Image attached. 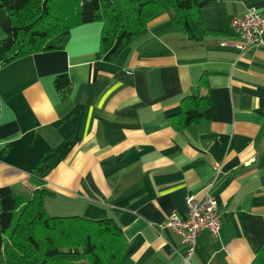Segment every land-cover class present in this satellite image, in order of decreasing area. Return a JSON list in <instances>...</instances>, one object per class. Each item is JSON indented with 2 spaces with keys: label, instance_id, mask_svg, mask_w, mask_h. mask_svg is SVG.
I'll list each match as a JSON object with an SVG mask.
<instances>
[{
  "label": "crops",
  "instance_id": "obj_1",
  "mask_svg": "<svg viewBox=\"0 0 264 264\" xmlns=\"http://www.w3.org/2000/svg\"><path fill=\"white\" fill-rule=\"evenodd\" d=\"M250 8L264 12V0H213L201 17L218 33L196 42L163 11L110 61L99 22L7 63L0 45V187L46 189V211L60 216L113 220L128 246L120 264H251L264 240V34L242 53L228 28ZM59 74L67 97L54 88ZM202 77V120L175 130L171 116ZM44 156L52 168L38 178ZM203 190L226 213L217 235L199 232L186 263V246L162 224L185 219V197Z\"/></svg>",
  "mask_w": 264,
  "mask_h": 264
},
{
  "label": "trees",
  "instance_id": "obj_2",
  "mask_svg": "<svg viewBox=\"0 0 264 264\" xmlns=\"http://www.w3.org/2000/svg\"><path fill=\"white\" fill-rule=\"evenodd\" d=\"M213 0H0V41L3 62L38 52L62 48L77 26L99 22V52L113 60L147 23L168 11L173 25L188 39L218 33L205 27L201 10ZM53 85L63 97L70 93L66 74L54 77ZM204 77L196 92L180 102L171 125L182 130L203 118L209 106ZM52 156L40 158L32 174L43 178L52 168ZM53 195L36 189L31 195L0 187V264H120L128 253L121 229L111 219L51 216L44 200ZM251 264H264V240Z\"/></svg>",
  "mask_w": 264,
  "mask_h": 264
},
{
  "label": "built area",
  "instance_id": "obj_3",
  "mask_svg": "<svg viewBox=\"0 0 264 264\" xmlns=\"http://www.w3.org/2000/svg\"><path fill=\"white\" fill-rule=\"evenodd\" d=\"M229 32L238 40V49L242 53L250 52L263 45L264 34V12L257 13L250 8L242 17H235L229 21ZM216 173L220 165L215 164ZM187 217L179 219L175 214L170 215L162 226L172 229L178 235L180 241L187 248L186 258L194 252L196 238L199 232L206 231L210 235L218 234L221 227V219L226 211H221L215 200L203 190L199 196L191 195L185 197Z\"/></svg>",
  "mask_w": 264,
  "mask_h": 264
},
{
  "label": "rangeland",
  "instance_id": "obj_4",
  "mask_svg": "<svg viewBox=\"0 0 264 264\" xmlns=\"http://www.w3.org/2000/svg\"><path fill=\"white\" fill-rule=\"evenodd\" d=\"M48 211L49 212L47 213L51 216H60V215H64L62 213H65V212H61L59 208H48ZM60 217H66V216H60Z\"/></svg>",
  "mask_w": 264,
  "mask_h": 264
}]
</instances>
